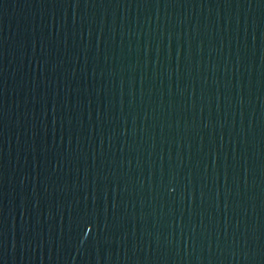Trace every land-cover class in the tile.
Instances as JSON below:
<instances>
[{
  "label": "water",
  "instance_id": "obj_1",
  "mask_svg": "<svg viewBox=\"0 0 264 264\" xmlns=\"http://www.w3.org/2000/svg\"><path fill=\"white\" fill-rule=\"evenodd\" d=\"M0 264H264V0H0Z\"/></svg>",
  "mask_w": 264,
  "mask_h": 264
}]
</instances>
